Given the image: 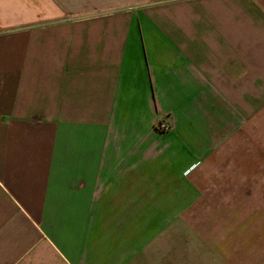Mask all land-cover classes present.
Listing matches in <instances>:
<instances>
[{
	"label": "crops",
	"instance_id": "crops-1",
	"mask_svg": "<svg viewBox=\"0 0 264 264\" xmlns=\"http://www.w3.org/2000/svg\"><path fill=\"white\" fill-rule=\"evenodd\" d=\"M222 147L263 181L206 239ZM263 152L264 0H0V264H264Z\"/></svg>",
	"mask_w": 264,
	"mask_h": 264
},
{
	"label": "rangeland",
	"instance_id": "rangeland-1",
	"mask_svg": "<svg viewBox=\"0 0 264 264\" xmlns=\"http://www.w3.org/2000/svg\"><path fill=\"white\" fill-rule=\"evenodd\" d=\"M250 150L252 151L250 152ZM250 150L248 147H234L232 152L230 149L227 150L226 147L220 148L218 156L214 158L218 161V165L208 168V175L213 176L212 180L216 181L215 183H207L203 189L207 197L212 195L216 198L192 201L187 209V214L171 216V223L202 225L204 227L203 235H206V239L227 240L228 235H230L226 231L227 226L241 224L243 220L249 218L244 217L241 211L242 200H230L232 195L236 196V193H238L242 196L243 191H246V186L252 187L254 191L260 186L259 183L251 185L241 183L244 176L252 173L251 175L256 177L254 180L259 182L258 179H262V172L260 174V169L257 168L258 147H252ZM212 192H218V194ZM254 198L255 200L251 201L255 206H252L251 210L250 222L252 223L259 222V217L262 216L258 212L262 201L256 199V197ZM262 220L264 222V216L261 217Z\"/></svg>",
	"mask_w": 264,
	"mask_h": 264
},
{
	"label": "built area",
	"instance_id": "built-area-1",
	"mask_svg": "<svg viewBox=\"0 0 264 264\" xmlns=\"http://www.w3.org/2000/svg\"><path fill=\"white\" fill-rule=\"evenodd\" d=\"M169 127L170 125L164 119H160L156 123V128L160 131L168 130Z\"/></svg>",
	"mask_w": 264,
	"mask_h": 264
}]
</instances>
